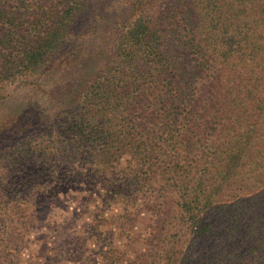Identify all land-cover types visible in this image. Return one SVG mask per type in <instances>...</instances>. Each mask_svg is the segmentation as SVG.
<instances>
[{
	"label": "trees",
	"instance_id": "obj_1",
	"mask_svg": "<svg viewBox=\"0 0 264 264\" xmlns=\"http://www.w3.org/2000/svg\"><path fill=\"white\" fill-rule=\"evenodd\" d=\"M155 1L105 19L118 33L110 58L89 57L59 110L0 119V264L20 260L7 252L9 227L78 184L112 201H161L144 249L106 237L105 264H264V0H172L147 12ZM98 4L0 0V89L32 86L65 58L73 66L66 49L91 37ZM58 253L42 259L61 264Z\"/></svg>",
	"mask_w": 264,
	"mask_h": 264
},
{
	"label": "rangeland",
	"instance_id": "obj_2",
	"mask_svg": "<svg viewBox=\"0 0 264 264\" xmlns=\"http://www.w3.org/2000/svg\"><path fill=\"white\" fill-rule=\"evenodd\" d=\"M171 1L156 0L147 12L153 13L161 7L167 10ZM131 2L99 0L89 19L91 27L95 26L91 37L71 43L66 49L69 55H74L73 60L76 59L73 66L67 64L64 67L65 58L63 67L59 68L60 64L55 63L51 72L42 71L30 79L32 86L21 88L14 85L0 89V119L29 109L46 114L59 110L78 92V85L91 71L85 64L89 57L93 56L99 61L110 58L118 33L115 35V27L105 22V19L129 13ZM99 13L104 18L98 17ZM95 15L98 18L96 25ZM73 67L79 70L77 75ZM56 195L60 203L52 204L54 202L51 201L46 212L40 210L44 205H38L32 219L18 220V224L9 227V233L7 231L5 236L7 252L18 253L20 260L17 264H46L42 258L46 253L52 255L55 249L59 250L58 254L62 253L59 260L61 264H105V259L98 251L106 237L112 238L117 248H125L132 255L140 253L150 234L148 224L155 215L154 209L161 204L159 199L140 195L125 203L112 201L106 189L97 187L89 192L83 184L59 190ZM173 205L174 199L170 195L162 205L165 207L164 213L172 214ZM68 258L70 261H67Z\"/></svg>",
	"mask_w": 264,
	"mask_h": 264
}]
</instances>
